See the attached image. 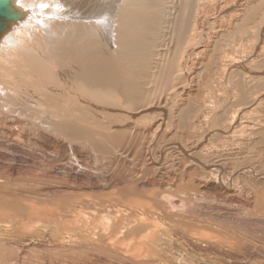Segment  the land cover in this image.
I'll list each match as a JSON object with an SVG mask.
<instances>
[{
	"label": "bare ground",
	"instance_id": "obj_1",
	"mask_svg": "<svg viewBox=\"0 0 264 264\" xmlns=\"http://www.w3.org/2000/svg\"><path fill=\"white\" fill-rule=\"evenodd\" d=\"M263 3L264 0H12L22 15L0 34V135L10 140V147L22 150L28 139L39 144L42 140L52 147L55 137L69 142L75 164L69 167L72 180L63 189L86 190L90 194L56 200L61 193L54 190L57 185L42 183L36 176L29 184L13 188L14 193L8 194L5 202L8 185L19 171L3 166L0 222L26 231L33 221L59 220L65 232L58 243L75 242L77 250L83 252V264H123L125 260H130L129 264H167L172 261L167 255L171 246L168 244L178 243L180 234L175 227L184 223V209L188 211V206L198 200H192L193 196H219L224 202L248 207L249 202L243 198L233 200L238 195H234L235 190L245 177L253 174L263 180L264 174L243 164L236 168V158L240 154L247 158L253 143L257 162L264 163V120L254 118L256 124L252 125L247 122L251 118L247 117V108L231 113L230 107L233 101L234 106L250 104L261 108L256 113L264 114V88L254 87L264 77ZM237 34L238 41L247 42L252 37L253 45L247 48L241 42L240 50L236 48L239 56H234L230 46L231 50L218 53L221 40ZM229 40H222V46H228ZM207 64L212 65L208 69L213 85L206 89L205 97L194 100L192 97L199 93L195 84ZM236 72L243 76H231ZM156 79L162 89L154 95L147 85ZM217 82H224L230 95L223 89L221 97ZM152 126L162 133L185 129L179 136L190 147L177 144L155 155L156 163L149 165L157 166V177L151 176L152 172L148 174L145 167L139 172V178L132 182L134 188L141 183L150 191L156 190L150 192L146 202L137 196L134 198L138 201H132L131 192L116 189L118 184L106 181L105 175L92 183L93 171L88 162L92 151L98 148L108 153L106 147H129L140 138L148 140L143 142L149 151L159 140L156 132L143 133ZM200 128L205 133L199 137L201 144L195 146ZM232 143L240 145L237 154L233 153L236 149H230ZM225 146L230 148L225 150ZM169 151L177 153L175 165L182 173L177 182L162 172L168 163L172 165ZM184 174L188 179L193 176L191 182L194 178L204 181L193 190L186 188ZM89 207L92 211L86 212ZM68 215L71 221L66 219ZM203 223L191 224L184 233L192 234L188 231L192 227L207 228L210 234H201L202 241L211 244L220 239L221 233ZM174 233L178 238L172 237ZM192 236L181 235L197 249L201 240L198 243ZM59 245L54 248L64 249ZM234 258H227L226 263L238 264Z\"/></svg>",
	"mask_w": 264,
	"mask_h": 264
},
{
	"label": "rangeland",
	"instance_id": "obj_2",
	"mask_svg": "<svg viewBox=\"0 0 264 264\" xmlns=\"http://www.w3.org/2000/svg\"><path fill=\"white\" fill-rule=\"evenodd\" d=\"M262 9L264 10V3L261 5V10ZM260 13L262 12L260 11ZM238 34L236 36L232 35L227 39H222L223 42L226 43L228 42V39L232 40L235 46L232 45V42L229 40L228 46L224 45L226 47L225 48L222 46L225 43H222L221 40V42L218 45L219 47L217 49L218 53L221 50H225L229 48L230 46L232 50L233 49L235 50L234 56H239L238 54L240 53L238 52L240 50L241 45L245 44L244 46H247V48H250L253 45V44L251 45V43H253V39H251L252 37L250 36H249L250 38L248 37L249 38L247 39L248 44H246L247 43L246 41H238L239 40ZM241 36L243 38L245 35L244 36L241 35ZM234 37L237 38V40H234ZM250 39L251 42H249ZM241 42L243 44H241ZM233 46L235 48H233ZM236 48L239 50H237ZM211 67L212 65L207 64L206 65L207 69L202 70V73L200 75V80L198 81V83L195 84V86L199 88V93L194 95L192 99L198 100V98H202L203 95H204L203 97H205V95H207L206 93H204L206 89L208 88L211 89L213 85V79H211L212 75L208 69ZM247 67L253 70L256 69V67L255 69L252 68L251 66H247ZM235 74L242 75L241 72H236L231 76ZM199 82H201L200 83L201 85L199 84ZM254 87L257 90L264 88V77L260 81L255 82ZM147 88L149 90L154 91V95H157L162 89V85H160L158 80L156 79L154 81H151L147 85ZM216 88L217 90H220L221 97H223L224 95L223 89L226 92H229L230 89L227 88L224 82L223 84L220 85L219 82H217ZM250 100L251 97H248L247 101ZM179 102L180 99L178 98L177 103L175 104L176 108L178 107ZM234 105L235 102L233 101L230 107L231 113H233L234 111L235 112L242 111L245 108H247L246 111L250 112V114H248L247 117L249 118L251 117L249 120H247V122H250V124L252 125L256 124L255 119L264 120V116H263L264 114L262 115L261 113L260 114L256 113L261 108H256V106L250 104H245V105L237 104L236 106ZM239 117L240 116H238V119ZM176 131H177V135H174ZM152 132L153 134L156 132L155 134L158 136L159 140L153 143V145L151 146V150L149 151L148 150L146 151L145 148L146 146L144 143V142L147 143L148 140L146 141L145 139L142 138L134 139L131 142V146L129 145V147L124 146L125 144L119 147L115 145H113L112 147H106L107 151H109L108 153H103V151L99 150L98 148H96L95 152L92 151V155L88 157L89 167L92 168L93 171V177L91 178L92 183L97 181L96 178L98 176L105 175V177H107L106 181L112 180V182L118 184L116 189L119 190L123 189V191L131 192L130 194L131 200L132 199L137 200L138 198L140 199L139 201L146 202L150 192L152 191L154 192L156 190L150 191L148 187L141 186L140 185L141 183L139 182L137 188H134L132 182L133 180L139 178V176H137L139 175V172L142 173V169L145 167L144 169L146 168L149 169L148 174L152 172L153 174L151 173L150 175L151 176L154 175L155 177H157L156 176L158 175V173L156 172L157 166L155 165L151 167V165H149L150 162H151L150 164L152 165L156 163L153 162L157 158L155 157V155H158V153L161 150H164V148L174 147L177 144H182V146L184 147H190L188 146L189 143H186L185 139L179 136L183 132H185V129L182 128H177L176 130L171 129L163 133L162 130L157 131L154 126H152L149 129H143L144 134H152ZM196 132L198 138L196 142L193 144L195 146L197 144H201L199 142L200 141L199 137L201 134L205 133V131L203 128H200V130ZM7 140L10 141L9 139H6L4 136L0 135V142H1L0 143V174L2 173L1 167L3 166L9 168L14 167L19 172L16 173L15 176H13L14 177L13 180L8 185V189L6 191L7 193L4 195V199H3L5 202L7 201V195L14 193V190H12L13 188L17 187L18 185L29 184V181L31 179H34L36 176L41 180L42 183H44L45 181H50L53 185H57L55 186L56 188L54 190L59 189L61 193L56 197V200H65L67 197L73 198V195L75 194L84 195V196L90 194L86 190H82L81 192H71V190L67 191L63 189L64 186L69 185L70 181L72 180L70 179L69 167H73V165L75 164L74 154H73L74 149L69 142L63 140L61 137H55L54 146L52 147L51 145H49V143L48 144L44 143L42 140L40 141L39 144L38 142H34L33 140L29 141L28 139V141L25 143L26 145L24 146L25 149L22 150V149H15L13 147H10L7 144ZM194 141L195 139L192 140V142ZM140 143L143 144L141 147H139ZM231 145L233 147L231 146L230 148L229 146H225L223 147V149L226 150L227 147L232 149L233 152L235 149L237 150L238 148H240L239 144L236 145L232 143ZM126 150L128 151L125 152ZM236 150L233 153L237 154V152L240 151L239 149L237 151ZM219 153L222 154V152ZM256 153H257V147L252 143V149L249 153V156L251 155V157L247 155L246 156L247 158H245V156L241 154L237 156L236 161L238 166L236 168H238L240 165L243 164L244 166L247 165V167L252 168L253 171H255L256 173L264 174V163L259 164V162H257L258 159L256 158ZM117 154L120 155L116 156ZM169 154L173 156L172 159H170L173 160L171 162L172 165L170 166V163H168L169 167L168 165H166V168L164 166L163 169L165 170H163L162 172L163 173L166 172V175H168L172 181L175 179L174 180L175 182L176 179L177 180L180 179L182 173H181V169L177 165H175L177 164V160H178V158H176L177 153L174 151H169ZM152 155H154L155 158ZM114 159L116 160L114 161ZM144 160L146 161L147 164L145 163ZM161 160L157 163L159 164L160 162H162ZM144 163L147 166H145ZM171 169L173 172L171 171ZM171 173L174 175H172ZM49 176L54 177V179H44V177L48 178ZM162 177H164L165 179L167 176L164 175ZM192 178L193 176L191 177V179ZM245 178H246L245 180L239 182L240 184L239 188H236L235 190L234 195L236 196L238 194L236 196L238 198L234 197L233 200H239L243 198L242 200H247L249 202V206H248L249 208L237 202H231V203L224 202L219 196H215V195H214L215 197H213L215 199L213 198L206 199L200 196L192 197V200L198 199L197 201H193L191 203L194 204L195 208L197 209H195L193 205L188 206V209L190 211L184 209V216H182V219L184 218L183 219L184 223H182L181 226L175 227L177 228L176 233L180 234V236L175 233L172 234L173 238L174 236H176L174 239L178 238V236L180 239H178L179 240L178 243L172 242L171 244H168L171 246H169L170 248L168 247L167 249V255H171L172 261L171 263L167 262V264H220L222 261H223L222 264H227L226 262L229 261L227 258H230L233 255L235 257L234 259H237L236 261L238 264L241 263L264 264V213H262V210L264 211V202H263L264 179L258 180L253 174H251V178H247V177ZM183 179H184V184H186V188H190L192 190L193 188H195V186L198 183L202 184L204 181L203 179L194 178L191 182V179H188L186 175L184 176ZM102 187H105V185H102ZM161 190L164 191L165 189L161 188ZM134 196L135 197L137 196V198H134ZM47 199L49 200L50 198L48 197ZM209 201H211L212 203H209ZM228 204L231 205L228 206ZM258 205L261 207L258 208ZM85 211L91 212L92 207L85 209ZM194 215L196 216V218H194L195 217ZM249 215L250 216L252 215V217H249ZM66 219L68 221L72 220V218L69 215L66 217ZM196 219H200V220H196ZM203 220L204 221L206 220L205 223H203L204 222ZM44 221L45 219L31 222V224L28 227H26V231L22 230L19 226L12 227V226H8V224L6 223L0 222V237H2L0 240V263L1 264L2 263L4 264H83L84 262L81 261V258L83 257V252L77 250V246L75 242H73L72 240L69 241L63 240L61 243H58L60 236L62 235L63 232H65L63 231V229L59 227V223H60L59 220L56 221L51 220L49 222L48 221L44 222ZM192 221H194L195 223ZM200 221L203 223V225L212 227L213 230H217L218 233H221L219 234L220 239L213 240L211 244H207L206 242H204V240L202 241L199 237L201 236V234L203 235H206V233L210 234V230L207 228L206 229L200 228L196 230V228L192 227L191 229L188 230L192 232V234L191 233L189 234V232L188 234L184 233L185 230L187 231V229L192 226L191 224L199 225ZM207 221L208 222L210 221V223H207ZM178 228H181L180 229L181 231ZM137 231L138 233H141V230L139 228L137 229ZM5 232L7 237L4 236ZM193 232H195V234H193ZM182 233L186 234V236L193 235L192 237L194 239L196 238L195 240L198 239L201 240V243H199L198 240L199 243L198 248L197 249L192 248L190 244L182 240L181 237V235H183ZM196 234L197 236H194ZM128 239L129 237L126 238V240ZM169 240L173 241V239H169ZM180 240H182L183 242ZM180 242H182V245ZM59 244H62V247H64V249L54 248L55 246L56 247L60 246ZM180 256H182L183 258ZM239 260L240 261L242 260L241 263L239 262ZM128 261L130 262V260ZM128 261L125 260L123 264H129ZM231 264H233V262Z\"/></svg>",
	"mask_w": 264,
	"mask_h": 264
},
{
	"label": "water",
	"instance_id": "obj_3",
	"mask_svg": "<svg viewBox=\"0 0 264 264\" xmlns=\"http://www.w3.org/2000/svg\"><path fill=\"white\" fill-rule=\"evenodd\" d=\"M21 15L22 13L12 4V0H0V34L11 21L18 20Z\"/></svg>",
	"mask_w": 264,
	"mask_h": 264
},
{
	"label": "snow or ice",
	"instance_id": "obj_4",
	"mask_svg": "<svg viewBox=\"0 0 264 264\" xmlns=\"http://www.w3.org/2000/svg\"><path fill=\"white\" fill-rule=\"evenodd\" d=\"M40 7H46V5L41 4Z\"/></svg>",
	"mask_w": 264,
	"mask_h": 264
}]
</instances>
